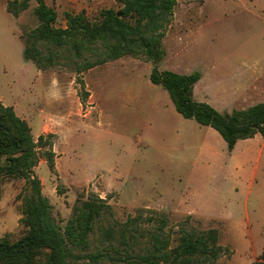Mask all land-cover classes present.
<instances>
[{"label": "rangeland", "instance_id": "374dc122", "mask_svg": "<svg viewBox=\"0 0 264 264\" xmlns=\"http://www.w3.org/2000/svg\"><path fill=\"white\" fill-rule=\"evenodd\" d=\"M10 1L0 0V103L26 121L34 140L55 135L53 169L42 149L34 175L58 224L64 226L77 200L96 196L111 214L95 222L93 244L103 228L119 233L137 218L142 235L132 254H145L163 218L169 248L183 232L216 229L225 255L215 264L257 260L264 247V139L239 140L229 151L216 131L175 111L168 93L149 80L152 62L123 57L82 73L80 83L64 58L38 69L23 54L38 26L36 3L13 17ZM45 2L57 13L56 27L65 26L66 12L84 9L96 21L102 9H119L114 0ZM173 14L158 71L198 73L193 99L219 113L264 103V0H177ZM24 187L0 174V239L15 241L25 232ZM101 242L113 257L127 248Z\"/></svg>", "mask_w": 264, "mask_h": 264}, {"label": "trees", "instance_id": "16d2710c", "mask_svg": "<svg viewBox=\"0 0 264 264\" xmlns=\"http://www.w3.org/2000/svg\"><path fill=\"white\" fill-rule=\"evenodd\" d=\"M119 9H102L99 20L89 21L84 10L64 14L65 26L56 27L57 13L45 0H13L7 11L13 17L36 3L33 13L38 26L25 39L24 58L40 70L53 68L64 58L74 67L77 81L82 73L123 57L152 62L149 80L167 93L175 111L184 119L216 131L232 151L239 140L260 135L264 139V103L231 113H219L204 102L193 99L195 84L200 75L193 72L180 75L171 71H158L155 66L163 58L162 40L173 21L177 0H114ZM54 134L40 135L34 140L31 128L19 118L12 107L0 103V174L25 182L20 223L23 235L12 241L8 236L0 239V264H102L111 260L122 264H215L225 255L218 244L216 229L203 233L183 232L177 244L169 248V241L162 238L166 220H158L156 230L150 234L151 246L145 254L133 255V245L142 235L137 218L128 219L120 226L103 228L101 239L112 245L117 241L125 249L115 250L117 257L105 253L106 248L91 241L95 222L111 214L107 202L96 196L77 200L70 218L64 226L58 224L52 206L42 193L41 181L34 175L38 164V151L50 170L53 169L52 139ZM150 222L153 217L148 219ZM94 239V238H92ZM252 264H264V247Z\"/></svg>", "mask_w": 264, "mask_h": 264}, {"label": "crops", "instance_id": "0c3cea01", "mask_svg": "<svg viewBox=\"0 0 264 264\" xmlns=\"http://www.w3.org/2000/svg\"><path fill=\"white\" fill-rule=\"evenodd\" d=\"M83 10H84V9H83ZM80 11H82V10H80ZM84 11H85V10H84ZM76 13H78V12H76ZM118 60H119V59H118ZM115 61H116V60H115ZM109 62H110V61H109ZM256 136H260V135L257 134V135H255L254 137H256Z\"/></svg>", "mask_w": 264, "mask_h": 264}]
</instances>
